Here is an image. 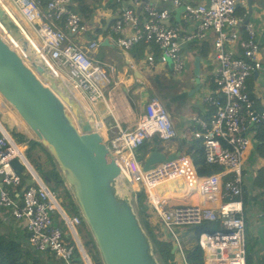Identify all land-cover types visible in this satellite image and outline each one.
<instances>
[{"label": "built area", "instance_id": "obj_1", "mask_svg": "<svg viewBox=\"0 0 264 264\" xmlns=\"http://www.w3.org/2000/svg\"><path fill=\"white\" fill-rule=\"evenodd\" d=\"M76 1L47 0L43 4L42 0H9L7 5L46 57L65 79L78 88L90 110L96 114L100 132L116 156L137 203L139 191L141 188L145 190L149 211L158 218L162 231L166 232L159 238L176 245L173 264H201L188 257L183 245L187 238L180 236L179 228L206 222L219 223V229L205 231L198 238L203 264H247L242 201L244 164L255 134L253 127L264 126V110L256 111L247 85L248 79L264 68L255 26L240 10L241 6H247V0H209L205 4L186 5L184 17L198 22L195 32L189 35L166 25L170 12L154 5L145 7L146 17L141 20L136 11L141 0H130L132 5L124 9L112 26V31L118 34L116 45L130 71H139L143 63L150 68L156 67L157 61L171 63L175 75H181L186 65L181 52L182 42L203 38L209 31L215 32L219 95L204 98V102L215 107L210 120L194 118L198 126L194 136L203 141L207 162L223 168L209 176H199L193 160L186 155L159 163L151 170H143L138 149L154 137L171 141L179 137V131L170 112L157 97L145 104L134 127L123 128L119 124L111 106V85L117 86L113 77L120 79L118 73L114 74L116 65L91 54L100 47V41L84 40L80 44L70 36L81 37L88 31L81 14L73 9ZM173 3L182 5L181 0H173ZM140 43L155 45L157 51L148 52L143 60L134 61L131 53ZM100 103L104 104V109H100ZM0 104L9 105L1 95ZM104 110L108 113L101 118ZM110 116L113 123L107 119ZM15 158L26 170L19 171L12 166L11 161ZM29 164L24 148L1 123L0 215L9 222L7 212L11 211L16 227L27 230L28 242L34 249L53 252L63 264H88L79 242L78 227L83 223L82 216L68 215L56 192ZM25 173L34 182L21 189ZM179 179L198 191L206 204L172 205L157 192L165 182Z\"/></svg>", "mask_w": 264, "mask_h": 264}, {"label": "water", "instance_id": "obj_2", "mask_svg": "<svg viewBox=\"0 0 264 264\" xmlns=\"http://www.w3.org/2000/svg\"><path fill=\"white\" fill-rule=\"evenodd\" d=\"M252 2L248 0L250 13ZM185 9L186 5L179 7L177 19ZM201 60L198 57L195 61L197 75ZM72 86L0 0V95L58 164L102 263L163 264L142 223L131 186L100 132L96 114L83 96V101L78 100ZM99 107L105 108L103 103ZM181 154V150L153 149L141 161L143 170L176 160ZM11 164L16 170L24 169L17 158ZM27 182L31 184L34 179ZM80 248L87 263L93 264L81 241ZM175 250L176 245L173 254Z\"/></svg>", "mask_w": 264, "mask_h": 264}, {"label": "crops", "instance_id": "obj_3", "mask_svg": "<svg viewBox=\"0 0 264 264\" xmlns=\"http://www.w3.org/2000/svg\"><path fill=\"white\" fill-rule=\"evenodd\" d=\"M84 1L83 5L79 4V1H76L73 4V9L81 14L88 31L82 34L81 37L79 35L70 36L80 44L84 43V40L100 41V47L92 51L91 54L99 60L116 65L117 70L114 74L118 73L117 77L120 79L118 80L116 76L113 77V81L116 80L117 86L113 83L111 85L113 89L111 106L115 110L116 119L119 124L123 128L135 126L136 121L144 111L145 104L155 96L151 92L153 88L152 82L155 81L157 89L161 87L162 89L160 90L168 94L166 96L167 100L164 103L179 131L178 138L192 140L194 131L198 128L194 118L210 120L215 110L213 105L204 102V98L209 95L212 97L217 96L219 90V85L216 81L219 64L215 56V32L209 31L208 35L203 38L182 42L181 52L186 65L188 62V72L185 74L175 75L172 72L171 63L162 64L157 61L156 67L150 68L143 63L139 71H130V68H127L122 52L116 45L118 34L112 31V26L121 17L124 9L130 7L133 2L130 0L125 2H119L118 0ZM208 1L181 0L182 5L205 4ZM148 4L154 5L159 9L168 10L170 18L165 24L179 29L184 35L194 33L198 27L197 21L188 20L184 17L185 11L180 15V19H177V10L182 5H174L173 0H141L136 6L137 14L141 20H144L146 17L145 7ZM252 4V13L249 10L248 0L247 6H241L240 10L246 14L247 20L255 26L257 39L261 45L260 59L264 66V0H253ZM155 48V45L140 43L133 49L131 57L134 61L143 60L148 52L155 53L157 51ZM198 57L202 58L199 75L196 74L195 66V61ZM184 70L183 72H185ZM167 79H174L173 81L175 82L180 81L183 83L177 85L175 82H168ZM198 79L200 80L199 82ZM181 85V90H184L188 94L184 98L177 94V88L179 89ZM247 85L256 111H263L264 68L255 72L248 79ZM198 86L201 87L199 91H196ZM0 108H4V105L0 104ZM107 113L108 110L101 111V118H104V115ZM113 122L112 117L111 123ZM254 131L252 145L248 150L244 164V193L242 201L246 220V244L250 237L253 239L252 243L254 244V248L251 251V262L252 264H264V194L260 193L264 189L257 185L260 170L264 169V155L258 153L259 133L258 130L254 129ZM171 142L176 144V148H169L167 152L177 150L178 142H174V140ZM24 177L27 181L29 176L25 173ZM63 186L65 188L66 184L60 188ZM25 187L26 185H22L21 189ZM157 192L163 198L169 200L172 205L184 203L206 204L204 197L195 189H191L183 179L165 182L157 189ZM150 216H152L151 219L153 218L150 222L159 228V235L165 236L166 232L162 231L158 218L153 214H150ZM19 228L23 229V227ZM23 231L26 232L28 237L27 230L24 228ZM188 234V232L185 235L181 234L184 236V239L187 237V242L189 241ZM49 255L54 257L50 253ZM54 259L56 258L54 257Z\"/></svg>", "mask_w": 264, "mask_h": 264}, {"label": "trees", "instance_id": "obj_4", "mask_svg": "<svg viewBox=\"0 0 264 264\" xmlns=\"http://www.w3.org/2000/svg\"><path fill=\"white\" fill-rule=\"evenodd\" d=\"M47 0H42L43 4L46 3ZM79 4L85 2L84 0H78ZM255 130H258L259 144L257 146L258 153L264 155V126H255L253 127ZM19 143L25 144L24 148L27 149V157L29 161L34 165V167L38 170V172L46 179L48 185L53 189V184L57 188L55 191L61 189V196L58 197L60 204L64 208V210L70 216L81 215L78 206L75 204L73 196L71 195L69 189L65 186L60 188L64 184V180L62 175L58 169V165L48 149L44 147L36 138L28 139L25 135L15 133ZM174 141L178 142L177 149L181 150L183 154H187L192 157L194 161V165L197 169L199 175H212L219 171H221V166L209 163L206 160L205 149L203 145V141L196 139L193 137L191 140H186L185 138H178ZM163 140L155 137L153 141L145 142L138 149V156L140 161H142L149 151L153 149H161ZM26 152V150H25ZM257 185L264 189V169L260 170V176L258 178ZM264 194V191L260 192ZM146 193L143 188L138 193V212L142 218V223L146 230L148 231L152 241L155 245L156 253L159 255V258L163 264H172L175 254H173V245L169 241H164L159 238V228L158 226H154L150 222V214L149 207L145 203ZM81 227H78V232L81 236L82 243L87 251L89 258L91 259L93 264H103L98 252V249L95 245L93 237L83 222ZM219 223H211L206 222L200 226L194 227L193 231L196 236L205 231H215L211 230L212 228H219ZM12 225H8V221L4 220L0 216V264H63L61 259H58L55 254L49 250L41 252L39 250L34 249L30 246L28 242L27 235L20 236ZM253 239L247 240L246 248H247V264H252L251 262V251L254 248V244L252 243ZM52 254L54 257L49 255ZM188 256L191 260L197 261L203 264L204 256L201 248L198 246L192 248L188 252ZM53 258V259H52ZM59 260V261H58Z\"/></svg>", "mask_w": 264, "mask_h": 264}, {"label": "rangeland", "instance_id": "obj_5", "mask_svg": "<svg viewBox=\"0 0 264 264\" xmlns=\"http://www.w3.org/2000/svg\"><path fill=\"white\" fill-rule=\"evenodd\" d=\"M7 1V0H6ZM7 2H9V0L7 1ZM7 2H6V4H7ZM188 62H187V65H186V67H185V72H183L184 74L185 73H187L188 72ZM66 77L68 78V76L66 75ZM174 79H172V80H170V79H167V81L168 82H175V81H173ZM177 85L178 84H182L183 82H180V81H176L175 82ZM152 85H153V88H152V90H151V92H152V94H154L155 96L154 97H157L164 105H165V103H164V101H166L167 100V98H166V96L168 95L167 94V92H164L163 90H160V89H162L161 87L159 88V89H157V87H156V83H155V81L154 82H152ZM181 87H182V85L181 86H179V89L177 88V94H179L181 97H186L188 94L184 91V90H181ZM166 107V106H165ZM9 108V109H8ZM167 108V107H166ZM8 109V110H7ZM168 109V108H167ZM169 111V110H168ZM108 119V121H109V123H111V120H112V117H108L107 118ZM0 121H1V123L8 129V131L12 134V136L16 139V137L14 136V134L15 133H19V134H23V135H25V136H27V137H29V138H31V139H34L35 138V135H34V133L30 130V128L28 127V125L26 124V122L22 119V117L18 114V112L14 109V108H12V107H10L9 105L7 106V107H4V108H0ZM28 138V139H29ZM16 141H17V139H16ZM18 142V141H17ZM175 142V141H174ZM19 143V142H18ZM23 148L25 147L24 145L25 144H23V143H19ZM171 144V145H170ZM164 146V147H163ZM162 147L164 148L163 150H165V151H168L169 150V148H171V149H173V147L174 148H176V144L175 143H173V142H170V143H164L163 142V144H162ZM24 150H25V148H24ZM148 154V153H147ZM147 154H145V156L147 155ZM25 155H26V157H27V149H26V152H25ZM28 158V157H27ZM145 158V157H144ZM29 160V159H28ZM31 163V162H30ZM32 166L34 167V165L32 164ZM24 168H26V167H24ZM35 168V167H34ZM223 169V168H222ZM43 177V176H42ZM53 189H57L55 186H54V184H53ZM120 187V186H119ZM120 189H121V187H120ZM54 190V191H55ZM56 192V194H57V197H60L61 196V193H62V191H61V189H59V190H57V191H55ZM120 193L121 194H124V191H122V189H121V191H120ZM151 214V213H150ZM7 216L11 219V220H9V222H8V225H12L15 229H13L15 232H17L18 233V235H20V236H25L26 235V232H24L23 231V229H21V228H17L16 227V225H15V223H14V218L12 217V215H11V211H8L7 212ZM151 217L152 216H150V220H152L151 219ZM140 218H141V216H140ZM141 220H142V218H141ZM211 223H215V222H211ZM219 227V226H218ZM193 227H181V228H179V231H181V234L182 235H185V234H187V232L189 233L188 234V236H189V241L187 242H184L183 243V245H184V248H185V251L187 252V254H188V252H189V250L190 249H192V248H194V247H196V246H198V242H197V236H196V234H195V232L193 231ZM219 229V228H218ZM217 228H212L211 230H218ZM249 239V238H248ZM161 240H164L165 241V239H161ZM82 263V262H81Z\"/></svg>", "mask_w": 264, "mask_h": 264}, {"label": "clouds", "instance_id": "obj_6", "mask_svg": "<svg viewBox=\"0 0 264 264\" xmlns=\"http://www.w3.org/2000/svg\"><path fill=\"white\" fill-rule=\"evenodd\" d=\"M1 122V121H0ZM3 125V124H2ZM195 132V131H194ZM27 137V136H26ZM193 137H195L194 136V134H193ZM27 138H29V137H27ZM155 138V137H154ZM153 138V139H154ZM196 138V137H195ZM29 139H31V138H29ZM153 139H151V140H149V141H153ZM175 139H178V137L177 138H174L173 140H175ZM196 139H198V138H196ZM199 140H201V139H199ZM149 141H147V142H149ZM172 141V140H171ZM171 141H168V142H171ZM164 143H165V141H163ZM178 150V149H177ZM181 155H186V156H189V155H187V154H181ZM191 159H192V157L191 156H189ZM27 160H28V158H27ZM193 160V159H192ZM139 161H140V159H139ZM174 161V160H173ZM28 162L30 163V161L28 160ZM140 163H141V165H142V162L140 161ZM193 163H194V161H193ZM30 165H32V163H30ZM58 165V164H57ZM157 165V164H156ZM195 166V165H194ZM143 168V167H142ZM196 168V167H195ZM222 168V167H221ZM25 169V168H24ZM23 169V170H24ZM36 169V168H35ZM58 169H59V166H58ZM26 170V169H25ZM223 169H221V171H222ZM37 171V170H36ZM59 171H60V169H59ZM196 171H197V169H196ZM38 172V171H37ZM61 172V171H60ZM220 172V171H219ZM198 173V172H197ZM218 173V172H217ZM216 174V173H215ZM41 175V174H40ZM62 175V174H61ZM199 175V174H198ZM213 175V174H212ZM42 176V175H41ZM199 176H201V175H199ZM204 176H209V175H204ZM28 178H30V177H28ZM45 179V178H44ZM45 181H46V179H45ZM47 182V181H46ZM24 186L26 185V186H28L29 184H28V182L26 181V179H25V181H24V184H23ZM51 188V187H50ZM244 193V192H243ZM242 199H243V196H242ZM145 203H146V200H145ZM62 206V205H61ZM64 209V208H63ZM243 210H244V207H243ZM68 214V213H67ZM81 214V213H80ZM245 214V213H244ZM82 216V215H81ZM83 222H84V220H83ZM197 226H200V225H197ZM197 226H188V227H197ZM79 233V232H78ZM179 234H180V236L181 237H183L184 238V236H182L181 235V233H180V231H179ZM160 236V235H159ZM200 236V235H199ZM187 238V237H186ZM198 238L199 237H197V242H198ZM82 242V239H81V236H80V234H79V242ZM166 241V240H165ZM187 241V240H186ZM185 241V242H186ZM169 242H171L172 243V245H173V247L175 246L174 245V243L172 242V241H169ZM83 244V243H82ZM199 245V244H198ZM84 246V245H83ZM200 247V246H199ZM86 250V249H85ZM176 251V250H175ZM87 252V251H86ZM175 254V253H174ZM189 257V256H188ZM175 258V257H174Z\"/></svg>", "mask_w": 264, "mask_h": 264}, {"label": "bare ground", "instance_id": "obj_7", "mask_svg": "<svg viewBox=\"0 0 264 264\" xmlns=\"http://www.w3.org/2000/svg\"><path fill=\"white\" fill-rule=\"evenodd\" d=\"M2 36H3V38H5L4 33L2 34ZM5 39H6V38H5ZM63 78H64V77H63ZM65 80H66V79H65ZM71 89H72V91L74 92L75 96L78 98V100H82V101H83L82 94H81V92L78 90V88L75 87V86H72ZM122 97H123V96H122ZM122 97H121V98H122ZM124 101H125V100H124ZM125 102H126V101H125ZM84 107H85L86 109H88L86 105H85ZM0 125H1V123H0ZM121 177H122V175H120L119 180L121 179Z\"/></svg>", "mask_w": 264, "mask_h": 264}]
</instances>
